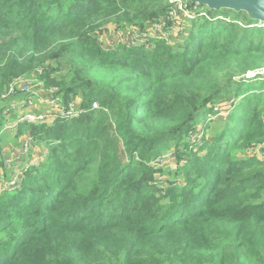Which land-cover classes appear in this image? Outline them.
Returning <instances> with one entry per match:
<instances>
[{
    "label": "trees",
    "instance_id": "obj_1",
    "mask_svg": "<svg viewBox=\"0 0 264 264\" xmlns=\"http://www.w3.org/2000/svg\"><path fill=\"white\" fill-rule=\"evenodd\" d=\"M187 3L204 15L181 42L104 49L105 25L143 28L168 0H0V96L40 68L86 109L15 128L46 153L0 192V264H264V158L237 156L264 142V75L244 78L264 68V23ZM230 95L222 128L193 142ZM167 152L176 168H155ZM155 172L184 184L162 192Z\"/></svg>",
    "mask_w": 264,
    "mask_h": 264
},
{
    "label": "rangeland",
    "instance_id": "obj_2",
    "mask_svg": "<svg viewBox=\"0 0 264 264\" xmlns=\"http://www.w3.org/2000/svg\"><path fill=\"white\" fill-rule=\"evenodd\" d=\"M187 2V0H186ZM181 23L182 25V30L180 31L181 34H183L181 37L176 38V42L179 43L182 41L184 36L186 35V28L189 27V19L186 18L183 15H181ZM180 16V17H181ZM197 17V16H196ZM180 21L178 22V25L181 26ZM113 24H107L104 26L101 30V34L98 39L102 40V44L104 47H108L112 45V42H120L122 41V37L118 36V29L116 30V33L114 34L113 32ZM123 27V26H122ZM124 27H129V26H124ZM152 30H150L151 33ZM148 32V36H153ZM126 38V35H124ZM173 41V39H170ZM165 41L166 43H169L173 45L175 42L172 41ZM119 44V43H117ZM146 47H151L152 45L150 42L146 43ZM62 61V70L61 72L63 73L66 69L64 66L66 61L64 59ZM35 76V77H34ZM18 77H33V81H38L42 80L41 79V73H38V71L35 69L33 70L30 74L27 75H21ZM17 78V77H16ZM43 81V80H42ZM264 88V84L262 85ZM7 87V86H6ZM4 88V90L6 89ZM49 87V86H48ZM55 87V86H54ZM4 90L2 92H4ZM44 91V90H43ZM264 93V92H263ZM4 94H1L0 96V105L6 106L5 104L10 101V103L16 104V105H21L24 102H22V97L16 94L13 95H8V96H3ZM59 96H62L61 93L57 94ZM30 96V99H28L29 105H25V109H31L33 110V113H36V111H40L43 106L50 104L49 101L52 97H49V95L46 96V93L41 92V94H28ZM73 98H80L78 95L73 96ZM241 97L235 98L233 95H230L228 97H225L223 99H219L217 103H215L212 108L210 109L209 113L204 117V119L201 117L199 119V122L196 123V127L192 131L191 134V139L193 142L198 143L200 140H198V137H204L205 139L211 140V136L214 132L217 130L221 129L225 120L226 115L230 113L233 110V107L239 102ZM70 99V100H71ZM76 103L80 104V99H74ZM68 102V101H67ZM67 102H63L66 104ZM23 106V105H21ZM50 106H52L50 104ZM10 108V106H9ZM16 111L19 110V106L14 107ZM16 112L13 110H9L6 112L5 110L2 112V123L3 126L0 129V189L4 188L8 181L11 179L13 174H16L18 170L22 169V171H25V166L26 164L27 167L30 165H37L40 163V161L43 159L44 154L46 153V148L44 147V144L40 141H34V138H31V132L25 131L19 136H15V130L13 128L11 129H6L5 127L7 126L8 128L10 126H13L15 124L14 120L16 116ZM264 116V111H262L260 115V119L262 120V117ZM12 122V123H11ZM263 122V121H262ZM11 123V124H10ZM264 123V122H263ZM10 124V125H8ZM206 125V128H203ZM25 140L23 143L22 141ZM23 144H28L27 152L25 154H22V146ZM196 151V150H194ZM238 152V151H237ZM264 153V142L257 144V145H251L250 148H247L246 151H242L237 153V156H243V157H249L253 155H262ZM21 154V158L19 160L14 159L10 163H4V160L6 158H10L11 156ZM34 155V159H37L34 163L29 164V159ZM11 159V158H10ZM41 159V160H40ZM12 160V159H11ZM40 160V161H39ZM183 164V161H181L180 165ZM152 165L155 168L160 169H166L168 168L169 171L173 170L177 166L176 159L174 157L173 152H167L162 155H159L153 162ZM170 180H174L175 184H184L180 178H174L173 176L169 175L168 173L160 174L159 172L154 173V181L152 182L153 185H155L157 188H160L162 192L164 191L163 189L167 186V184L170 182Z\"/></svg>",
    "mask_w": 264,
    "mask_h": 264
},
{
    "label": "built area",
    "instance_id": "obj_3",
    "mask_svg": "<svg viewBox=\"0 0 264 264\" xmlns=\"http://www.w3.org/2000/svg\"><path fill=\"white\" fill-rule=\"evenodd\" d=\"M170 3V7L167 10V12L159 17L157 20L153 21L152 23L146 24L143 28H139L137 26H130V27H113L114 34L116 33L115 29H118V36L122 37V41L116 42L113 41L112 45L108 47H104L102 40L99 39L100 43L103 44L104 49H110L116 45L117 43L127 46V47H135V46H145L146 43L150 42L151 39H161L168 41L170 40L172 42H176V38L181 37L183 34L180 33L182 30L181 18L183 15L186 18H194L196 16L204 15V13L200 12L196 14L194 10H192L191 7H189L186 0H168ZM195 7V6H194ZM181 16V17H180ZM180 21L181 26L178 25V22ZM106 26V25H105ZM115 28V29H114ZM150 30L151 33H150ZM148 32L152 34L153 36H148ZM101 34V33H100ZM126 35V38L124 37ZM38 73H41V69H36ZM262 74L264 75V68L256 69L253 71H248L244 78L252 79L256 77L257 75ZM35 77V76H34ZM33 77H17L12 79L4 92L1 94H4L3 96L13 95V94H22V102H24L23 106L16 105L13 103H6L5 111L8 112L9 110L15 111L17 114L13 121H15V124L13 126H10L9 128L6 126V129H11L17 127L20 123H28V124H51L54 120L57 118L62 119H71L80 116L84 112H86V109L82 107V98H73L69 100L66 104H64L62 100V96H59L57 94H60V90L57 87L54 86H46L42 80H36L32 82ZM44 90V91H43ZM41 92H45L46 96L49 95V97H52L49 101L50 104L45 105L42 107L40 111H36V113H33L32 108L31 109H25V105H29L28 99H30V96L28 94H41ZM74 99H80V104L73 101ZM10 106V108H9ZM19 106V110L16 111L14 107ZM98 107V103L96 101H93L90 104V109H96ZM3 110V111H4ZM262 121L264 122V116L262 117ZM11 122V123H12ZM10 123V124H11ZM8 124V125H10ZM198 140H201V136L198 137ZM28 144H23L22 146V154H25L27 152ZM21 158V154L11 156L10 158H6L4 160V163H10L14 159L19 160ZM264 158V155L261 157ZM26 164V168H27ZM25 168V169H26ZM23 177V171L22 169L18 170L16 174H13L11 179L8 181L6 186L4 188L0 189V192L4 190H10L19 187V183Z\"/></svg>",
    "mask_w": 264,
    "mask_h": 264
},
{
    "label": "water",
    "instance_id": "obj_4",
    "mask_svg": "<svg viewBox=\"0 0 264 264\" xmlns=\"http://www.w3.org/2000/svg\"><path fill=\"white\" fill-rule=\"evenodd\" d=\"M192 4L205 6L209 9H228L244 11L247 16L264 23V0H189Z\"/></svg>",
    "mask_w": 264,
    "mask_h": 264
},
{
    "label": "crops",
    "instance_id": "obj_5",
    "mask_svg": "<svg viewBox=\"0 0 264 264\" xmlns=\"http://www.w3.org/2000/svg\"><path fill=\"white\" fill-rule=\"evenodd\" d=\"M25 140H23L22 141V143L24 142ZM264 155V153L262 154V155H257V157H259V158H261L262 156ZM11 158V157H10ZM41 160V159H40ZM39 160V161H40ZM35 161H37V159H34V155H32V157H30V159H29V164H31V163H34Z\"/></svg>",
    "mask_w": 264,
    "mask_h": 264
}]
</instances>
